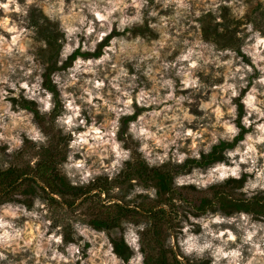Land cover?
Instances as JSON below:
<instances>
[{
	"label": "rangeland",
	"instance_id": "1",
	"mask_svg": "<svg viewBox=\"0 0 264 264\" xmlns=\"http://www.w3.org/2000/svg\"><path fill=\"white\" fill-rule=\"evenodd\" d=\"M259 4L264 0H0V169L30 171L53 134L65 135L59 170L70 184L91 188L75 199L26 181L0 201V264H149L146 212L110 231L89 222L115 203L156 204L154 187L122 175L126 162L137 154L148 166L182 163L219 140L233 141L242 128L224 161L175 175L176 195L162 206L172 219L166 246L182 264H264L263 216L197 209L211 196L208 186L228 178L245 177L235 198L264 193V19L252 12ZM32 7L63 32L58 65L117 32L98 57L79 56L51 73L62 106L55 119L56 100L43 84L50 53L29 21ZM206 12L219 22L220 14L233 19L244 56L203 37ZM24 100L35 103L42 122ZM29 184L35 191L26 192ZM114 237L132 250L127 261Z\"/></svg>",
	"mask_w": 264,
	"mask_h": 264
},
{
	"label": "trees",
	"instance_id": "2",
	"mask_svg": "<svg viewBox=\"0 0 264 264\" xmlns=\"http://www.w3.org/2000/svg\"><path fill=\"white\" fill-rule=\"evenodd\" d=\"M252 12H255L259 18L264 19V6L261 4L255 7ZM28 16L38 37L46 44L43 51L50 53L46 58L43 84L46 89L53 93L56 100V105L50 116L52 119H55L59 112L58 107L61 108L62 106L59 100V91L51 80V73L55 70L69 67L79 56L98 57L102 53V48L108 44L112 37L117 35V32L113 31L106 35L98 43L94 52H82L76 49L61 65H58L57 56L63 39V32L59 29L58 23L50 20L37 7H32ZM220 17L224 22L216 21L212 12H206L200 16L199 22L203 37L219 46L233 48L238 54L244 56L240 50L241 37L237 35L236 27H231L228 23L229 21H233V19L227 21L228 19L225 14H220ZM140 32L144 33L142 30ZM23 108L32 111L39 122L43 121V116L39 113L33 101L24 100ZM133 118L134 116H129L125 120L129 121ZM243 133L244 129L242 128L233 141L219 140L212 145L208 152L202 153L199 158H187L182 163L171 164L170 162H165L159 166H148L140 155L135 154L130 161L126 162L122 175L127 176L128 179L131 176H136L144 184L154 187L157 196L155 199L156 204H153L149 208H146L144 205L132 208L121 203H115L112 206L113 209L111 208L112 210L109 212L101 213L90 219V224L96 229L110 231L117 228L123 219L132 216L134 212L140 214L146 212L150 218L149 230L147 231L150 253L147 255L148 263L182 264L172 248L166 246L167 233L165 226L171 228L172 219L166 217L165 209L162 208L165 203L163 199L171 202L176 195L177 189L174 186L175 175L188 171L192 167L205 168L216 162L224 161V151L233 147L241 140ZM53 136L47 145L41 147L40 157L30 171L26 170V168L15 166L0 169V201L6 199L11 192L18 190L26 181H31L45 192L60 194L62 196L68 195L75 199H79L90 192V187L72 185L61 174L59 164L65 158L67 137L62 135L60 138H56L57 135L54 134ZM244 182L245 177L243 176L241 178H228L223 182L209 185L207 190L211 192V196L202 197L197 209L200 212L216 210L217 208L226 213L245 211L264 217V193H257L251 197L241 199L233 196V190L242 187ZM28 186L29 189H26V192L35 191L31 187V184ZM66 203L68 206L72 204L70 200H67ZM112 243L115 252L123 260L127 261L131 257L132 250L123 238L114 237L112 238Z\"/></svg>",
	"mask_w": 264,
	"mask_h": 264
}]
</instances>
